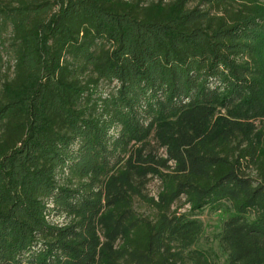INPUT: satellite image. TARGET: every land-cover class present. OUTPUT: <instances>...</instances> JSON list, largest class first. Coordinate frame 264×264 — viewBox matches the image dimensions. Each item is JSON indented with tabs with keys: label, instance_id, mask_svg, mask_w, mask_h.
Wrapping results in <instances>:
<instances>
[{
	"label": "trees",
	"instance_id": "obj_1",
	"mask_svg": "<svg viewBox=\"0 0 264 264\" xmlns=\"http://www.w3.org/2000/svg\"><path fill=\"white\" fill-rule=\"evenodd\" d=\"M0 264H264V0H0Z\"/></svg>",
	"mask_w": 264,
	"mask_h": 264
},
{
	"label": "rangeland",
	"instance_id": "obj_2",
	"mask_svg": "<svg viewBox=\"0 0 264 264\" xmlns=\"http://www.w3.org/2000/svg\"><path fill=\"white\" fill-rule=\"evenodd\" d=\"M158 184L153 181L149 187L150 195H156ZM187 209V207H185ZM231 208L227 203H220L214 206H208L198 214L195 219L200 221L203 225V235L197 244V248L210 249L217 251L216 236L220 232L222 222L231 215ZM52 222H61V219L52 217Z\"/></svg>",
	"mask_w": 264,
	"mask_h": 264
}]
</instances>
